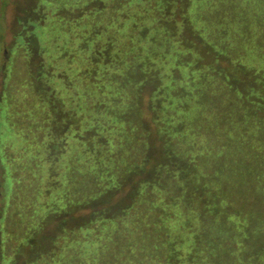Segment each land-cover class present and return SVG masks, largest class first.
<instances>
[{
	"label": "trees",
	"instance_id": "16d2710c",
	"mask_svg": "<svg viewBox=\"0 0 264 264\" xmlns=\"http://www.w3.org/2000/svg\"><path fill=\"white\" fill-rule=\"evenodd\" d=\"M114 1L34 0L31 8L23 9L17 16L18 27L11 45L6 46L8 55L0 64L3 72V93L0 94V128H3L0 133V229L9 212L20 216L21 221V210L32 205L35 213L28 212L41 222L36 232L34 223L29 222L28 217L23 219L26 223H23V243L15 249L10 264H18V258V261L15 258L20 255L26 257L24 264H37L48 254L57 256L63 238H78L82 230L93 229L98 221L116 223L112 242L116 237L119 241V235L124 232L118 227V220L135 206L138 196L133 207L130 205L121 211L98 210L93 205L85 221L79 222L73 217L72 224L75 225L63 226L60 231L58 228L48 243L40 241L37 235L53 217L50 213H59L62 218L59 227L67 224L68 214L77 207H88L106 199L123 184L125 174L136 173L138 169L145 171L150 160L151 138L155 134L162 141L167 156L166 165L159 164V169L170 163L176 165L181 181L178 184L183 193L174 196L180 198L181 203H172L174 200L169 201V198L167 205L172 203L173 208L165 210L163 216L156 214V220L147 213L151 221L146 228L142 225L143 234L139 229L135 231L138 227L135 222V228H131L128 234L130 238L134 236V240L141 238L144 242L141 250L136 245L132 249L151 257L156 251L160 264H236L234 255L226 257L228 262L223 259L226 245L217 236L229 223L239 225L238 237L246 236V231H250L248 222L243 223V217H236L239 213L230 209L228 195L221 187L217 188L209 174L198 169L189 171L188 156L172 147L164 125L157 124L155 130L146 128L141 125L146 122V117L135 115L143 106L142 93L146 87L151 86L148 108L155 110L154 100L158 93L176 81H183L184 71L188 76L199 74L200 81L192 84L195 89L191 91L187 89L189 81L182 84L185 93L181 97L188 105L197 102L194 101L196 96L206 92L207 80L203 78L211 69L206 64L196 66V62L189 58L188 53L191 56L194 53L192 50H184L175 57L170 52H161L159 49L165 44L160 37L154 39L150 26L145 28L143 37L137 35V39L144 38L146 43L132 46L130 42L136 36L127 38L122 33L125 24L114 19L117 18ZM188 4L189 0H174L177 9L186 8ZM106 11L110 12L111 21L105 19ZM4 37L0 35L2 40ZM151 44L156 47L154 51L146 49ZM199 49L202 48L197 46L196 50ZM185 55L188 61L180 62ZM18 58L22 60L21 66L16 62ZM261 80L260 85H263ZM22 86L30 89L31 97L21 90ZM254 86L252 82L246 92L257 95L258 89L255 90ZM212 88L207 89L208 92ZM259 89V97L264 100L263 87ZM158 118L161 115L153 116L152 120L158 121ZM140 125L145 128V138L139 137L136 131ZM126 143H133L132 149L136 151L133 161L122 169L118 162ZM142 151L143 158L136 157ZM179 160L183 164L187 162V167ZM6 178L11 180L9 192L5 189ZM188 186L194 187L190 193L187 192ZM71 190L78 196L65 198ZM55 206L51 211L43 210ZM158 207L166 209L162 205ZM155 225L161 228L159 234H156ZM160 236L166 241L161 252L158 251L163 241ZM3 242L2 236L0 249ZM3 249L4 254L7 248ZM255 262L264 264V259Z\"/></svg>",
	"mask_w": 264,
	"mask_h": 264
},
{
	"label": "rangeland",
	"instance_id": "374dc122",
	"mask_svg": "<svg viewBox=\"0 0 264 264\" xmlns=\"http://www.w3.org/2000/svg\"><path fill=\"white\" fill-rule=\"evenodd\" d=\"M33 1L0 0V35L5 36L3 40L0 38V64L8 55L6 46L11 45L13 33L18 27L17 16L23 9L31 8ZM114 4L117 6L115 10L117 18L114 19L119 24H125L126 30L123 29L122 33L127 35V38L136 36L130 42L132 46L135 44L138 47L146 43L144 38L137 39V35L143 37L145 28L150 26L149 28L154 31V39L160 37L165 44L160 47L161 52H170L175 57L184 50L186 52L192 50L193 58L190 53L188 54L189 58L196 62V66L206 64V67L211 69H208L205 78L202 77L207 80V87L204 89L205 93L196 96L194 101L197 102L188 105L184 97H181L185 93L182 84L189 81L187 89L191 91L195 89L192 84L200 81L199 74L188 76L184 71L183 81H176L158 93L154 100L155 110L153 107L148 108L151 86L146 87L142 93L143 106L135 115L146 117L145 125L141 124L146 128L155 130L157 124L164 125L169 132L172 147L178 153L188 156L189 163L192 164L188 166L189 171L198 169L209 174L212 182L218 185L217 188L221 187L222 191L224 189L223 193L228 195L227 203L230 204V209L239 213L236 217H243V223L248 222L250 231H246L247 235L242 237L236 235L239 232V225L229 223L222 227L217 238L219 237L226 245L223 259L227 261V256L231 258L234 255L233 260L237 261L236 264L250 262L256 264V259H264V100L259 97L260 87H263L261 94L264 96V84L260 85V78L264 83V0H189L188 6L182 9L174 7V0L146 2L115 0ZM105 14V19L111 21L110 12L106 11ZM125 18L128 20L125 21ZM197 46L202 49L197 51ZM146 49L154 51L156 47L151 44ZM186 61H188L186 55L182 56L180 62ZM16 62L22 65L20 58ZM162 68L165 70V66ZM254 75L259 77L256 78ZM252 82L255 85L254 89H258L257 95L246 92ZM22 87L21 90L24 89V93L31 97L30 89ZM210 88L212 91L208 92ZM2 93L3 72L0 71V94ZM1 108L2 102L0 110ZM157 115H161V118L153 121L152 117ZM141 125L136 131L139 137L145 138L146 135H143L145 128ZM0 133H3V128H0ZM4 133L9 135L8 132ZM134 135L135 133L131 134L132 139ZM151 141L150 160L146 163L145 171L138 169L136 173L125 174L127 177L123 184L106 199H100L88 207H77L76 211L68 214L67 224H60L59 227L62 219L59 218V213H50L49 215L53 217L44 224V228L37 235L40 241L48 243L58 228L60 231L63 226L72 227L75 220L85 221L94 206L98 210L121 211L127 206L133 207L138 196L135 206L118 220V227L120 226L124 232L119 235V241L116 237L113 239L116 243L112 242L117 230L116 223L98 221L93 229L82 230L78 238L70 240L63 238L60 253L57 256L45 255L37 264H160L156 251L151 257L132 249L136 245V248L138 246L141 250L144 241L141 238L134 240V236L130 238L129 235L130 229L135 228V222L138 225L135 231L139 229L143 234V226L146 228L151 221L147 213L153 215L156 220V214L163 216L165 210L170 211L173 208L172 203H181L180 198L174 197L183 193L178 184H181V181L176 171L177 166L170 163L160 170L158 165H166L167 156L163 151L162 141L156 134L152 136ZM132 144L124 145V153L120 163L118 162L122 169L133 161L132 157L136 150L132 149ZM143 153L144 151L137 153L136 157L143 158ZM181 164L187 167V162ZM9 185L11 180L6 178V192H9ZM0 187L2 188L1 178ZM193 189L194 187L188 186L187 192L190 193ZM69 192L65 198L78 196L74 193L76 191ZM169 198V201L174 200L171 205H167ZM160 205L166 209L158 207ZM56 207L43 210L51 211ZM35 210L34 205L22 209L21 221L20 216L12 212L6 215L0 229V237L3 236L4 241L0 249V264H10L15 249L23 243L25 217L34 223L35 229L39 227L41 219L32 217ZM73 217L76 219L72 221ZM154 227L156 234H159L161 229L159 225ZM69 237L71 238V235ZM165 244L164 237L158 251L161 252ZM3 248H7L4 254ZM20 257H16L15 260L18 258V264H24L26 257L22 255Z\"/></svg>",
	"mask_w": 264,
	"mask_h": 264
}]
</instances>
